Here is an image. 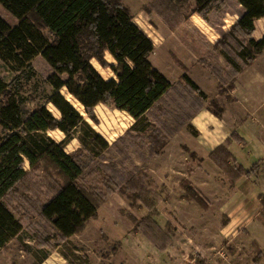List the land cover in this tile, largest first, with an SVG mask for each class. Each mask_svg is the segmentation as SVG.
I'll list each match as a JSON object with an SVG mask.
<instances>
[{"label": "trees", "instance_id": "16d2710c", "mask_svg": "<svg viewBox=\"0 0 264 264\" xmlns=\"http://www.w3.org/2000/svg\"><path fill=\"white\" fill-rule=\"evenodd\" d=\"M238 2L242 6L238 21L214 45V50L231 65L228 73L231 78L253 64L264 51V36L258 40L253 37L256 21L264 17V0ZM0 7L3 10L0 11V58L32 73V60L42 56L53 69L48 78L53 88L48 102L59 113L55 115L43 104L31 110L0 76V247L23 230L21 220L4 199L27 178V163L33 169L48 163L53 169L55 179H50L54 183L53 192L40 205L39 214L62 239H68L84 230L87 221L98 215L100 202L79 183L84 173L80 156L68 153L65 147L77 132L83 148L93 157L111 145L61 90L66 88L93 121L97 120L94 109L99 104L130 115L134 124L126 133L134 131V139L149 136L152 156L162 153L172 130L159 123L158 117L156 125L152 124L147 114L173 84L152 64L154 43L120 0H0ZM147 9L156 12L173 29L188 13H197L210 23L211 14L224 12L226 5L225 0H153ZM7 13L15 19L6 17ZM106 53L113 57L114 64L106 61ZM92 59L109 67L114 77L102 76ZM213 72L221 79L218 70ZM183 79L206 98L187 74ZM211 106L217 116L223 114L224 108L218 102L212 101ZM56 129L65 134L60 142L48 135V131ZM211 157L233 180L250 173L231 164L233 156L226 146H219ZM183 186L188 194L193 191L186 181ZM115 189L133 206L140 202L148 209L143 221L133 220L135 231L143 233L158 249L165 250L174 234L164 231L152 218L158 199L156 192L133 174L121 184L111 179L103 199ZM193 199L202 202L197 196ZM261 202L264 206V197Z\"/></svg>", "mask_w": 264, "mask_h": 264}, {"label": "rangeland", "instance_id": "374dc122", "mask_svg": "<svg viewBox=\"0 0 264 264\" xmlns=\"http://www.w3.org/2000/svg\"><path fill=\"white\" fill-rule=\"evenodd\" d=\"M120 1L130 9L134 21L153 39L154 43L163 40L169 30L184 31L187 35L191 33L192 36L187 38L185 35V37L189 39L188 41L192 39L193 45L202 37L199 27H193L192 23L188 21L194 15L193 13H188L187 18L185 17L176 28L172 29L156 12L146 10L153 0ZM225 5L224 12L211 14L210 23L203 19L206 22L204 23L197 13L193 19L200 21V27L208 35L215 31L219 32L221 31L219 26L223 23V18L227 13L231 15H226L227 23H231L232 16L236 14L239 16L242 11L238 0H225ZM6 17L15 19L9 13ZM232 25L222 33L221 38L230 32ZM47 34L49 33L47 32ZM205 45V47L208 46L206 42ZM214 45L212 50H214ZM193 48V46L189 47L195 56ZM206 49L209 50V47ZM163 50L167 49L164 47L159 50L157 46L151 57L155 66L160 65L167 70ZM202 56H208L211 58L210 62H213V57H210L208 53L197 54V58ZM105 59L110 64L115 63L109 53H106ZM168 59L170 60V58ZM169 60H167L168 63H170ZM164 62L165 64H163ZM92 63L106 79L114 77L109 67H103L96 59H92ZM32 66L33 72L30 73L28 68L18 67L0 58V76L9 84L10 89L25 101L28 108L32 110L43 104L59 116L57 109L48 102L49 96L53 92L48 81L49 76L53 73L52 67L40 55L32 60ZM178 69L176 62L173 63V66L169 65L168 74L166 73L168 78L171 79V74H174ZM63 78L66 79L67 76L63 75ZM61 93L85 115L93 128L111 145L108 150L93 157L86 148H83L78 139L80 134L77 132L75 138L65 147L68 153H74L81 158L84 173L79 183L96 195L99 200L98 215L87 221L84 230L68 239H62L51 223L39 214L40 205L52 195L54 183L50 179H55L54 171L48 163L34 169L27 163V178L4 199L15 216L21 220L23 230L4 247H0V264H190V261L193 264L200 263L201 257L196 253V246L200 245L198 240L203 239L202 241H204L206 237L204 231L207 230L204 229L200 233L196 231L201 229V224L205 223L199 221L201 218L197 214L193 216L187 210L186 213L180 212L183 196L191 198L190 201H194L193 197L197 196L194 190L188 194L183 186L185 181L183 172L191 171V161L187 160L185 163V159L182 157H172L169 159L171 162L169 161L165 167L168 166L170 171L171 177L167 180L169 185L161 184L159 178V182H156V174L151 169L157 168L158 162H152L151 158L154 156L152 157L149 151V136H138L134 139L136 137L134 131L126 133L134 124V119L125 112L105 104H99L94 109L97 120L93 121L84 112L83 106L67 92L66 88L62 89ZM208 105L211 104L208 103ZM172 108L174 107L172 106ZM160 114L156 107L147 114V117L152 124L156 125L153 120ZM48 135L58 142L65 138V134L58 129L48 131ZM163 163L166 164L164 161ZM159 168L165 169L160 162ZM132 174L153 188L154 192L158 190L162 193L161 199L156 200L152 218L164 231L168 230L174 234L165 252L158 251L143 233H136V225L133 220L143 221L149 213L148 209L140 202L133 206L131 201L117 189L108 198L103 199L111 179L114 180V183L121 184L127 181ZM160 175L161 172L158 171V176ZM161 177H163V173ZM163 187L165 188L163 189ZM186 205L189 206L187 203ZM168 223H170V227L167 226ZM210 223L213 224L212 221ZM208 251L212 256H216L218 249Z\"/></svg>", "mask_w": 264, "mask_h": 264}, {"label": "crops", "instance_id": "0c3cea01", "mask_svg": "<svg viewBox=\"0 0 264 264\" xmlns=\"http://www.w3.org/2000/svg\"><path fill=\"white\" fill-rule=\"evenodd\" d=\"M0 11L3 12L2 9ZM195 15L197 14L192 15L188 21L193 27H199L202 37L194 45L192 39H187L192 36L191 33L187 35L184 31L169 30L158 43H154L146 34L154 43L155 49L157 46L159 50L164 47L167 49L163 50L167 70L160 65L155 66L151 56L150 60L173 84L172 89L151 109L153 111L157 107L161 113L159 123L166 124L172 130L163 152L152 155V162H158V166L151 171L156 174V182L169 185L167 180L171 177L170 171L168 166L165 168L169 159L182 157L185 163L187 160L191 161V171L182 172L185 181L189 182L202 202L190 201L191 199L183 196L180 212L186 213L187 210L193 216L197 214L201 218L199 221L205 223L196 231L200 233L207 230L204 231V236L209 238L198 240L200 245L196 246V253L201 257L200 264H264V206L261 202L264 197V51L253 64L231 78L228 75L231 65L221 53L212 49L222 33L238 21L239 16H232L231 23H227L226 15L231 16L227 13L219 26L221 31L208 35L200 27V21H194ZM199 18L206 23L203 18ZM263 36L264 17L256 21L253 34L257 40ZM205 42L209 50L206 49ZM192 46L195 56L189 49ZM205 53L213 57L212 63L208 56L197 58V54ZM174 62L179 69L169 79L166 73L168 74L169 65L173 66ZM215 69L219 71L221 79L213 72ZM184 74L196 83L206 98L185 82ZM232 81L229 88L228 84L231 85ZM212 101L224 108L221 116H217L212 111V106L208 105ZM222 145L233 156L231 164L241 166L250 171L249 174L233 180L215 163L211 153ZM159 162L165 169L159 168ZM158 171L161 175L163 173V177L158 176ZM156 194L161 199L162 193L157 190ZM151 244L153 245L152 242ZM154 247L160 252L168 249V245L165 250ZM210 249H218L217 255L212 256L208 251ZM190 264L193 262L190 261Z\"/></svg>", "mask_w": 264, "mask_h": 264}]
</instances>
